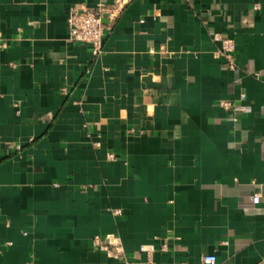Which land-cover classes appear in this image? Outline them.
I'll use <instances>...</instances> for the list:
<instances>
[{
    "label": "crops",
    "instance_id": "crops-1",
    "mask_svg": "<svg viewBox=\"0 0 264 264\" xmlns=\"http://www.w3.org/2000/svg\"><path fill=\"white\" fill-rule=\"evenodd\" d=\"M263 141L264 0H0V264H264Z\"/></svg>",
    "mask_w": 264,
    "mask_h": 264
},
{
    "label": "built area",
    "instance_id": "built-area-1",
    "mask_svg": "<svg viewBox=\"0 0 264 264\" xmlns=\"http://www.w3.org/2000/svg\"><path fill=\"white\" fill-rule=\"evenodd\" d=\"M258 8V6H257ZM107 10L105 3H99L94 7L79 6L70 10L67 25L69 31V40L74 43H81L90 46L93 56H100L103 52V43L106 35L107 27L103 22V13ZM215 42L220 43V48L216 52L217 58L223 59L228 63L231 71H236L237 66L233 59L235 51V45L233 41L223 39L220 35H214ZM5 47V45H3ZM253 76L257 79L260 78L259 73H253ZM246 95L242 94L239 103L222 102L221 106L225 110H231L233 113H242L246 110L243 105ZM264 144V141H263ZM254 205L259 204L260 196L255 195L252 198ZM117 215L121 214V210L116 211ZM94 246L100 251L106 253L108 257L114 259L119 258V253H115L111 250L110 243L103 242L99 238H95ZM204 264H216L215 256H206L203 259ZM27 264H35L34 262H28Z\"/></svg>",
    "mask_w": 264,
    "mask_h": 264
}]
</instances>
